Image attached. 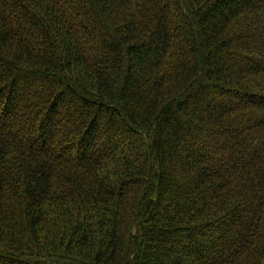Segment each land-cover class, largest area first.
Masks as SVG:
<instances>
[{
    "label": "trees",
    "instance_id": "trees-1",
    "mask_svg": "<svg viewBox=\"0 0 264 264\" xmlns=\"http://www.w3.org/2000/svg\"><path fill=\"white\" fill-rule=\"evenodd\" d=\"M0 264H264V0H0Z\"/></svg>",
    "mask_w": 264,
    "mask_h": 264
}]
</instances>
